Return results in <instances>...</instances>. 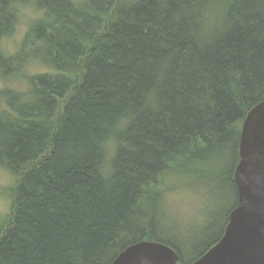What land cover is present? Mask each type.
<instances>
[{
    "label": "trees",
    "instance_id": "16d2710c",
    "mask_svg": "<svg viewBox=\"0 0 264 264\" xmlns=\"http://www.w3.org/2000/svg\"><path fill=\"white\" fill-rule=\"evenodd\" d=\"M0 82V169L15 179L0 264H111L142 241L191 264L225 228L190 237L185 261L163 237L167 196L225 181L237 206L242 124L264 101V0H0Z\"/></svg>",
    "mask_w": 264,
    "mask_h": 264
},
{
    "label": "water",
    "instance_id": "95a60500",
    "mask_svg": "<svg viewBox=\"0 0 264 264\" xmlns=\"http://www.w3.org/2000/svg\"><path fill=\"white\" fill-rule=\"evenodd\" d=\"M234 174L237 206L219 242L191 264H264V101L245 117ZM111 264H180L170 246L142 241L127 247Z\"/></svg>",
    "mask_w": 264,
    "mask_h": 264
},
{
    "label": "rangeland",
    "instance_id": "374dc122",
    "mask_svg": "<svg viewBox=\"0 0 264 264\" xmlns=\"http://www.w3.org/2000/svg\"><path fill=\"white\" fill-rule=\"evenodd\" d=\"M25 12L21 17L17 33L6 44L10 52L16 50L28 28V24L38 16V13L33 12L32 9H27ZM0 85H2L1 82ZM14 180L9 173L0 169V225L3 224L10 212L9 191L15 183ZM198 183L203 182L199 181ZM190 186L186 183L177 185L168 194L169 213L172 214L170 216L176 222L171 218L172 222L168 224L166 236H163L186 247V257L188 258L185 257V261L193 257L191 252L195 250L193 243L190 244L189 242L190 237L197 238L203 228L205 230L210 228L211 230V226L215 222L219 227L212 235H220L225 228L227 215L235 204L230 185L225 181L213 184L211 188L201 184ZM177 225L181 230H175Z\"/></svg>",
    "mask_w": 264,
    "mask_h": 264
}]
</instances>
